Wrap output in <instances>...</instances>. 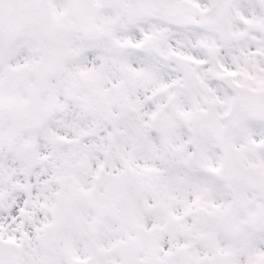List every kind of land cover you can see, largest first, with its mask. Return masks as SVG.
<instances>
[{
	"label": "snow or ice",
	"instance_id": "1",
	"mask_svg": "<svg viewBox=\"0 0 264 264\" xmlns=\"http://www.w3.org/2000/svg\"><path fill=\"white\" fill-rule=\"evenodd\" d=\"M0 264H264V0H0Z\"/></svg>",
	"mask_w": 264,
	"mask_h": 264
}]
</instances>
